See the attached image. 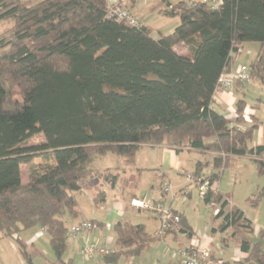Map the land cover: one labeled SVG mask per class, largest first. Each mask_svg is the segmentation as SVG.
<instances>
[{
	"label": "trees",
	"instance_id": "trees-1",
	"mask_svg": "<svg viewBox=\"0 0 264 264\" xmlns=\"http://www.w3.org/2000/svg\"><path fill=\"white\" fill-rule=\"evenodd\" d=\"M159 6L179 24L153 38L146 25L109 18L107 0H0V22L12 24L0 33V236L15 238L26 264H34V252L18 235L35 226L48 234L54 264H71L63 257L67 227L58 215L64 207L77 214L74 193L90 187L95 156L111 152L132 163L141 145L164 144L213 153L215 172L204 175L199 161L191 172L210 185L234 156H255L264 173L263 146L249 144L257 121L242 129L210 106L218 79L246 43L258 44L248 67L264 94V0H221L217 7L160 0ZM180 44L188 55L177 52ZM244 106L237 101L233 124L245 122ZM36 157L43 161L30 163ZM23 163H30L25 183ZM103 196L98 189L94 200ZM202 197L220 202L214 217L240 236L241 263L264 264V232L249 238L250 221L236 206L224 212L227 200L218 191ZM112 230L107 264L138 255L154 240L142 224L116 221Z\"/></svg>",
	"mask_w": 264,
	"mask_h": 264
},
{
	"label": "crops",
	"instance_id": "crops-1",
	"mask_svg": "<svg viewBox=\"0 0 264 264\" xmlns=\"http://www.w3.org/2000/svg\"><path fill=\"white\" fill-rule=\"evenodd\" d=\"M125 1L127 0H107L108 3L117 2L127 7L128 11L136 18L135 10H137L136 7L139 0H130L131 3L129 4ZM158 7L162 6H159L158 3ZM162 9L158 8L157 11L161 13ZM149 28L152 31V28ZM152 37L157 38L158 35ZM241 50L239 51L240 53ZM238 65L235 63V59H233L231 70L235 69ZM241 85V83L234 82L232 89L225 91L217 100H212L210 106L214 111L230 120L232 125L242 129L251 125L253 119L257 121V127L252 134L249 144L252 146H263V153L258 159H262L264 162V116L262 119L257 117L258 108L256 107L257 105H263L264 107V94L262 92L263 95L257 98L256 106H248L244 99L245 93L238 90ZM239 92L241 95H239ZM238 100L245 101V106L242 110V116L245 121L243 124H233L236 117L235 110ZM113 155H111V159H115L118 156ZM121 158L125 168L116 167L114 162L110 166L106 165L103 170L97 173L93 171L90 187L74 193L78 212L74 216L70 215L72 219L66 224V227L82 220H93L96 227L85 233L68 236V246L66 249V251L68 250V256L64 259L70 260L71 264H107L102 255L88 258L81 253V249L88 242H96L100 247L113 249L115 234L112 226L116 221H128L132 224H142L145 231L154 237V240L149 243L147 248L138 255L133 256L137 261L131 264H176L178 256L175 252L180 247L207 248L212 257L218 259L220 263L242 264L241 260L246 257V253L240 249V236L238 233H234L232 227L222 230V216L214 217L211 209H208V205L199 194L195 183L185 178L186 173H191L195 170L198 161L204 163L202 167L204 175H210L212 172H215L216 168L212 164L213 153L188 148H173L164 144L155 146L141 145L136 150L132 163H126L125 159ZM241 158L248 159L254 165L255 172L258 174L254 161L256 159L255 156H234L222 168L219 178L213 182V187L227 200L224 212L229 211L233 206L242 210L244 218L250 221L253 228L252 233L248 237L252 240H258L260 233L264 232L261 224H257L256 222L259 219V211L256 209H258L261 202H258L257 205L249 204V206L255 207L256 210V218L251 219L246 206L236 204L232 191L225 192L221 190V178L224 170L231 163ZM120 172L125 176L123 180L120 179ZM114 173H117V176L115 180H112ZM105 174L107 176L103 177ZM170 174H174V176H170ZM236 181V174H233L232 187L238 184ZM164 183L170 186L168 193L162 190ZM191 187L195 188L196 193H194ZM98 189L104 191V196L96 201L94 200V194ZM263 195L264 191L261 199ZM133 198L160 201L172 207L182 215L188 230L182 229L180 233H167L162 237L155 236V231L159 226V220L155 215L145 212L134 213L126 210V205L134 208L129 203ZM248 198L249 196L245 200L247 204ZM137 211L142 212L139 209ZM258 223L260 222L258 221ZM19 235L18 238L24 241L28 249L33 248L34 244L39 243L52 254L54 260L53 253L49 244H47L49 236H47V233L42 228L35 226L25 230L23 237ZM252 236H255L256 239H253ZM7 240L13 250H16L20 264H26L19 252L15 238H7ZM122 257L126 256H121L113 264H122Z\"/></svg>",
	"mask_w": 264,
	"mask_h": 264
},
{
	"label": "rangeland",
	"instance_id": "rangeland-1",
	"mask_svg": "<svg viewBox=\"0 0 264 264\" xmlns=\"http://www.w3.org/2000/svg\"><path fill=\"white\" fill-rule=\"evenodd\" d=\"M173 2H177L180 0H172ZM185 1H193V0H185ZM131 3L130 0L125 1ZM159 0H139L137 4L136 11V19L140 22V24L149 26L152 28V36H157L158 32H162L163 34H167L173 31V29L179 24V18L169 17L157 11ZM125 7V6H123ZM128 9L127 7H125ZM11 21H1L0 22V33L4 32L6 29L11 27ZM258 48L257 43H246L241 48V53L234 55L235 63L238 65L239 63L243 62V64L248 65L249 61L254 57V54ZM177 52L188 55V50L185 45H177L175 47ZM239 91H243L245 93L244 99L247 102L248 106H256L257 98L262 96L263 88L262 86L254 79L243 83ZM239 95L241 93L239 92ZM258 109L257 117L262 119L264 116V107L263 105L256 106ZM41 140V135L35 136L32 138L31 142H37ZM35 155H38L37 153ZM110 152L105 153L103 155L93 157L91 166L95 173L103 170V168L115 162V166L118 168H125L124 163L122 162L121 156H116L115 159H111ZM113 157H115L113 155ZM112 160V161H111ZM43 159L40 157L34 158L30 163H40ZM30 163H23L21 165V173H22V183L27 182L29 178V166ZM121 176V180L125 178L123 173H119ZM233 174H236L237 183L234 187H232V177ZM174 176V174H170V176ZM241 183V184H239ZM264 174L258 175L255 172L254 165L248 159H238L236 162L231 163L227 169L224 170L223 176L221 178V190L225 192H233L234 200L236 204L241 206H246L247 212L251 219H255V211L258 210V221L257 224H261L262 228H264V195L263 198L259 201L258 209L255 210V207L249 206V200L255 197V194L260 191H264ZM191 189L195 192V188L191 187ZM248 198V204L245 203L246 198ZM210 209L209 206H207ZM126 210L129 212L134 213H148L150 212L142 211L138 212L137 209L131 208L130 206L126 205ZM65 224H68L72 217L68 213V210L64 207L60 215H58ZM25 230L20 232V237H23ZM48 236V234H47ZM253 239H256L255 236H252ZM45 240V239H44ZM47 243V242H46ZM48 244V243H47ZM28 251H33L34 255H32V261L34 264H54V260L52 258V254L44 248V246L40 245L39 243L34 244L33 248H29ZM20 252V251H19ZM68 256V250L64 254V258ZM148 257V256H147ZM134 260V261H133ZM136 258L133 256H126L122 257L121 262L122 264H128L132 262H136ZM145 261V260H144ZM0 264H20L18 255L16 250H13L12 246L9 244V241L5 237L0 236Z\"/></svg>",
	"mask_w": 264,
	"mask_h": 264
},
{
	"label": "built area",
	"instance_id": "built-area-1",
	"mask_svg": "<svg viewBox=\"0 0 264 264\" xmlns=\"http://www.w3.org/2000/svg\"><path fill=\"white\" fill-rule=\"evenodd\" d=\"M208 3L211 7H217L221 0H201ZM107 16L115 20L126 21L130 25L139 26L140 22L122 5L117 2L108 3ZM249 67L245 64H239L235 69L223 73L218 79L217 85L213 92V100H217L225 91L232 89L234 82L246 83L250 81ZM185 178L195 183L200 195L211 192L216 194V189L207 180L202 177H195L192 173H186ZM162 190L168 193L170 186L167 183L162 185ZM130 205L136 209L150 212L159 220V226L155 231V236L162 237L167 233H180L182 230L179 214L170 206L160 201L147 200L141 198H133ZM212 214L217 215L220 212V202L210 199L207 202ZM96 227L93 220H82L74 225L67 227L66 236H73L85 233ZM264 242V233L260 236ZM111 249L100 247L96 242H88L84 244L81 253L88 258L96 255H106ZM178 256L176 264H220L218 259L212 257L207 248L202 247H180L175 252ZM111 264V263H110Z\"/></svg>",
	"mask_w": 264,
	"mask_h": 264
}]
</instances>
